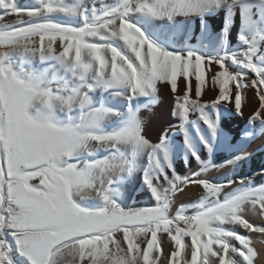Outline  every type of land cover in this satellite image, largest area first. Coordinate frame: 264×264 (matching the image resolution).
Wrapping results in <instances>:
<instances>
[{"label":"snow or ice","instance_id":"1","mask_svg":"<svg viewBox=\"0 0 264 264\" xmlns=\"http://www.w3.org/2000/svg\"><path fill=\"white\" fill-rule=\"evenodd\" d=\"M257 139L264 0H0V264H254Z\"/></svg>","mask_w":264,"mask_h":264},{"label":"bare ground","instance_id":"2","mask_svg":"<svg viewBox=\"0 0 264 264\" xmlns=\"http://www.w3.org/2000/svg\"><path fill=\"white\" fill-rule=\"evenodd\" d=\"M210 23L214 26L215 29L218 30L220 26V19L216 18L214 20H211ZM193 43H195V40H193ZM216 95H217V90L213 86L209 85L205 90V95L203 99L205 100L214 99ZM252 95H254V92L250 90L249 96ZM161 97H162L161 104L153 108L152 112H148V111L142 112V116H144L145 119L149 122L150 130L154 134L158 132L162 126H167L166 123H164V121L161 120L162 115L165 119L175 122V118L170 116L173 107L172 94L168 90V87L166 85L161 88ZM255 107H256L255 102L250 103L248 107L244 110L243 118L236 116L225 117L222 121L223 126L227 131H230L231 134L238 135L244 129L246 120ZM260 145H261V140L257 139L254 143L251 144V146L248 149L250 152L254 153L255 165H259L262 161H264V147H260ZM178 170L185 171L188 169L180 167ZM189 193L190 192L186 191V195L183 197V200L186 199L188 200V198H191ZM252 220L264 225V218L252 217ZM260 255L264 260V250H261Z\"/></svg>","mask_w":264,"mask_h":264},{"label":"rangeland","instance_id":"3","mask_svg":"<svg viewBox=\"0 0 264 264\" xmlns=\"http://www.w3.org/2000/svg\"><path fill=\"white\" fill-rule=\"evenodd\" d=\"M21 2H26V0H21ZM106 2H112V0H106ZM9 19H13V18L10 17ZM192 118H195V117H192ZM192 168H193V170H195L197 168V165L195 163H193ZM225 171H227V170H225ZM180 174L181 175L188 174V170L180 171ZM248 174L250 175L251 172H248ZM211 175H213V176L222 175V173L212 172ZM186 191L190 192L189 194H190L191 198H188V200L186 199L184 201L187 203H192L199 198V194L201 192V189L199 187L192 186V187L187 188ZM133 197L139 204L146 205L149 203V196L146 192H136L133 194ZM250 222L255 223L259 227H264V225H262L261 223L255 222L254 220H252V217L250 218ZM240 231H241V234H245V235L250 236V238L253 241V247L257 249L258 254H257V257L254 261V264H264V260L262 259L261 255H260L261 250H264V233H259V232L249 233V232H247V230L244 231L243 229H241ZM164 239L167 240V237H165ZM171 248H172V245L170 243H162L163 252L161 255V262H163L164 256H167L169 254V250Z\"/></svg>","mask_w":264,"mask_h":264}]
</instances>
